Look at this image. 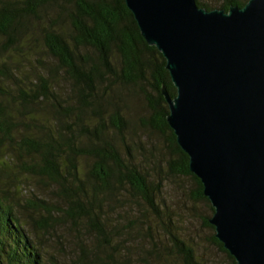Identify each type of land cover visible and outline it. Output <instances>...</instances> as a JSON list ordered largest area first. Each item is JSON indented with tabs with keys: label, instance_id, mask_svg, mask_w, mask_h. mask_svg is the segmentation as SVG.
Returning a JSON list of instances; mask_svg holds the SVG:
<instances>
[{
	"label": "trees",
	"instance_id": "16d2710c",
	"mask_svg": "<svg viewBox=\"0 0 264 264\" xmlns=\"http://www.w3.org/2000/svg\"><path fill=\"white\" fill-rule=\"evenodd\" d=\"M248 1L197 4L209 11H229ZM48 11H54L52 17ZM19 58L29 63L28 72L19 71ZM61 81L68 84L67 91H62ZM162 85L176 96L165 58L141 36L125 0H0V264H46L41 245L32 241L25 226L48 235L68 223L96 242L90 250L82 241L73 264H120V246L112 244L117 226L109 230L104 207L125 197L138 206L143 201L146 210L160 215V186L134 162L135 150L142 146L126 137L125 91L136 92L148 112L140 127L165 137L173 156L170 172L192 178L198 186L195 199L206 202L214 214L167 122L169 105ZM80 159L92 164L82 169ZM9 161L18 174L57 188L53 196L63 206L39 197L15 204L22 185L15 174H6L12 169ZM208 220L205 224L215 232ZM162 230L168 232L166 226ZM169 240L185 264H196L193 251L177 235L170 232ZM212 241L236 264L215 234Z\"/></svg>",
	"mask_w": 264,
	"mask_h": 264
},
{
	"label": "water",
	"instance_id": "95a60500",
	"mask_svg": "<svg viewBox=\"0 0 264 264\" xmlns=\"http://www.w3.org/2000/svg\"><path fill=\"white\" fill-rule=\"evenodd\" d=\"M166 60L167 122L236 264H264V0L229 11L197 0H125Z\"/></svg>",
	"mask_w": 264,
	"mask_h": 264
},
{
	"label": "rangeland",
	"instance_id": "374dc122",
	"mask_svg": "<svg viewBox=\"0 0 264 264\" xmlns=\"http://www.w3.org/2000/svg\"><path fill=\"white\" fill-rule=\"evenodd\" d=\"M200 1L219 5L224 0ZM53 14L54 11L47 12L48 17H52ZM13 57L14 53H10V59L13 60ZM29 70V63L19 58V71L28 72ZM59 85L62 91H67L69 88L63 81L59 82ZM123 102L129 109V112L127 111L129 133L126 137L138 147L142 146L140 150H135L134 162L143 169L144 174L153 184L160 186L161 190L158 191L156 198L159 216L146 210L147 204L143 201L140 200V206H138L137 202L125 200V197H123L125 202L123 198H120L111 207H104L110 222L107 223L109 230L117 226L112 238V244L120 246L116 253L117 260L121 262L120 264H185L183 256H180L179 252L171 246L169 240L171 232L193 251L196 264H233L227 254L212 241L215 232L208 228L205 221L207 218L210 219L213 213L206 202L195 199L198 190L196 182L190 177L173 175L168 166L173 156L165 137L140 127L139 120L148 116L140 96L133 90L125 91ZM7 164L12 169L5 170L6 174L10 177L15 174L19 184L22 185V189L16 193L15 204L23 206L24 201L39 197L48 203L63 206V203L53 196V191L57 188L46 186L39 179L18 174L14 168V161H9ZM91 164V159L78 160V165L82 169L88 168ZM126 196L129 197V193ZM17 212H19L18 209ZM33 213L38 214V211ZM143 214L149 217L150 222L144 219ZM18 215L20 216L19 213ZM149 226L151 230L148 229ZM163 226L167 227V233L162 230ZM25 229L32 241L41 245L46 264H73L74 260L80 256L79 247L82 241L90 250L96 245L94 237L91 238L84 232L78 234L74 228L70 229L69 223L64 226L60 224L55 232L48 235L34 231L29 226H25ZM152 241L159 246L158 250L155 251ZM168 248L171 249V253ZM157 252H161L160 256ZM96 254L104 258L102 251Z\"/></svg>",
	"mask_w": 264,
	"mask_h": 264
}]
</instances>
